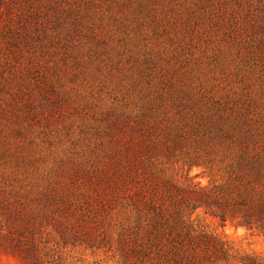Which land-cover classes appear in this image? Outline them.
I'll list each match as a JSON object with an SVG mask.
<instances>
[{"label":"rangeland","instance_id":"374dc122","mask_svg":"<svg viewBox=\"0 0 264 264\" xmlns=\"http://www.w3.org/2000/svg\"><path fill=\"white\" fill-rule=\"evenodd\" d=\"M250 130L264 136V0H0V264H118L105 232L156 168L207 187ZM193 220L264 254V237Z\"/></svg>","mask_w":264,"mask_h":264},{"label":"trees","instance_id":"16d2710c","mask_svg":"<svg viewBox=\"0 0 264 264\" xmlns=\"http://www.w3.org/2000/svg\"><path fill=\"white\" fill-rule=\"evenodd\" d=\"M30 1L36 0L27 3ZM55 11L61 15L59 8ZM192 133L193 139L199 137L198 130ZM240 135V146L223 155L220 175L217 178L211 173L207 187L183 186L176 179L158 176L156 168V179L163 178L158 180L163 183L144 188L146 193L137 191L139 204H132L130 220L120 226L116 237L105 232L106 239L117 246L118 264H264V254L237 252L193 220L202 210L222 224L232 223L251 235L264 237V136L252 130ZM226 136L230 140L236 137L228 129L220 132L221 139ZM166 137L168 152L172 146L179 147L178 137L169 133ZM213 165H206L198 156L190 169L209 170L211 166L213 172ZM29 264L47 263L33 252Z\"/></svg>","mask_w":264,"mask_h":264}]
</instances>
